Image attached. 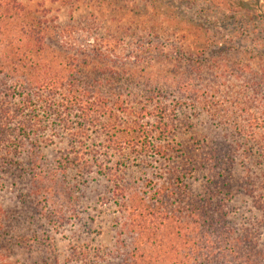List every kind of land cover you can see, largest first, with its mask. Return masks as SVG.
<instances>
[{
  "label": "trees",
  "instance_id": "trees-1",
  "mask_svg": "<svg viewBox=\"0 0 264 264\" xmlns=\"http://www.w3.org/2000/svg\"><path fill=\"white\" fill-rule=\"evenodd\" d=\"M141 1L130 37L159 68L170 56L159 80L57 47L47 0H0V264H264V19L238 0H187L189 18ZM174 26L194 44L167 48Z\"/></svg>",
  "mask_w": 264,
  "mask_h": 264
},
{
  "label": "rangeland",
  "instance_id": "rangeland-1",
  "mask_svg": "<svg viewBox=\"0 0 264 264\" xmlns=\"http://www.w3.org/2000/svg\"><path fill=\"white\" fill-rule=\"evenodd\" d=\"M16 1L33 10L39 9L40 3H43V0ZM48 1L46 2V6L52 11L51 15H57L59 21L65 26L63 33L57 39L59 40L57 47H63L66 53H75L78 55L79 53L87 54V56L98 61L100 65L119 66L121 64L132 65L135 63L134 76L135 74L140 76L143 70L144 74L146 72L151 73L152 77L157 80H159V73L155 72L157 69L159 71H169L171 69V66L168 65L170 64V61L168 62L170 56L164 61V65L159 68V63L163 61V57L159 56V52L153 51L147 53L143 50V44L145 43L141 44L136 41L135 37H130L132 30L136 33L145 31L144 25L142 24L144 18L140 16L139 19H136L131 16L132 10L135 7L141 6V0H136L134 3L131 0H70L63 9L59 5L48 4ZM160 1L161 11H163L161 17L164 18L166 16L167 18L171 17L177 12L185 13L187 18L193 17V12L198 9L194 8L195 5H190L189 8V4L186 2L187 0H170V5L168 0ZM229 1L230 3H234L235 0ZM238 1L242 2V5L252 9L264 19V0ZM192 8L194 9L191 10ZM172 24L174 25V23ZM216 26L219 27L221 25L216 24ZM174 27L179 29L166 41L167 48L179 43L182 46L194 44L196 39H192L190 36L180 42V37L184 34L185 30L179 26ZM129 28L132 30H129ZM163 28H166V26ZM166 30L169 31V29ZM171 31L174 30L170 29L169 32ZM256 41L255 43L264 50V32L260 34V38L258 37ZM165 51L168 52L169 50L165 49ZM89 64L87 65V69H89ZM134 76L130 78L134 79ZM200 125H198L200 133H207L205 126L201 127ZM214 135L216 136L217 134ZM61 147L63 146L56 144L55 147L43 150V158L50 162L56 161L60 158L59 149ZM259 173H264V165L259 170ZM74 181L75 176L73 174L67 177L68 184L73 185L75 183ZM58 196L57 194L50 193L49 198H51V203H57V206H63L64 199H61V197L59 199L57 198ZM100 229L103 232L104 226H100ZM99 237V244L103 246H108L112 242V234L110 232L101 234Z\"/></svg>",
  "mask_w": 264,
  "mask_h": 264
}]
</instances>
